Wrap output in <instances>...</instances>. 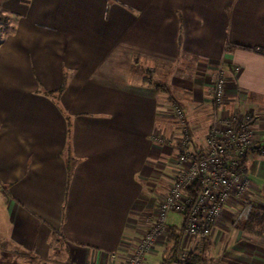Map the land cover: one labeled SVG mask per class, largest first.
Here are the masks:
<instances>
[{
  "label": "crops",
  "instance_id": "0c3cea01",
  "mask_svg": "<svg viewBox=\"0 0 264 264\" xmlns=\"http://www.w3.org/2000/svg\"><path fill=\"white\" fill-rule=\"evenodd\" d=\"M0 11V264H126L179 169L170 101L201 152L218 64L224 108L264 143V0H0ZM150 72L165 92L143 82ZM64 81L58 106L46 94ZM245 163L247 201L264 207V155ZM239 209L223 207L207 247L225 246L210 257L264 264V242L233 227ZM180 216L141 264H175L167 233ZM180 239L183 253L203 250Z\"/></svg>",
  "mask_w": 264,
  "mask_h": 264
},
{
  "label": "built area",
  "instance_id": "2783aa9c",
  "mask_svg": "<svg viewBox=\"0 0 264 264\" xmlns=\"http://www.w3.org/2000/svg\"><path fill=\"white\" fill-rule=\"evenodd\" d=\"M234 71L237 72L238 68ZM224 87L225 74L220 68L211 90V102L215 108L213 121L201 152L189 150L188 133L185 126L179 125L183 129L177 156L179 169L158 206L154 223L127 257L126 264L142 263L146 252L165 232L168 215L172 212L183 216L184 234L188 239L209 237L229 200H235L240 205L234 222L248 217L252 205L246 198L248 180L245 159L249 153L264 155V143L256 135L247 114H221ZM176 112L178 115L179 109ZM179 118L183 124V117ZM189 189L194 190L193 194Z\"/></svg>",
  "mask_w": 264,
  "mask_h": 264
},
{
  "label": "trees",
  "instance_id": "16d2710c",
  "mask_svg": "<svg viewBox=\"0 0 264 264\" xmlns=\"http://www.w3.org/2000/svg\"><path fill=\"white\" fill-rule=\"evenodd\" d=\"M1 11H0V21H1ZM249 49V48H248ZM259 54H263V51L261 49H252ZM149 74V73H148ZM143 82H145L147 85H152L156 89L161 90L162 92H165V87L163 85L154 83L149 76L143 78ZM65 81L63 82V85L55 92L47 93L46 95L49 96V94L52 96L53 94H56L59 96L61 92L64 89ZM170 102L174 103V100H171ZM191 194H193L194 190H190ZM183 217V216H182ZM233 227L236 230H240L248 235H251L255 238H257L259 241L264 242V207H259L256 205H253L251 207V210L249 212V215L247 218L236 221L233 223ZM184 232V221L180 228H168V241H170L173 244V248L170 253V261L172 262H183V264H206V260H204V248L205 246L201 244L203 250L193 252H182L181 251V235ZM207 244V243H206ZM209 264V263H208Z\"/></svg>",
  "mask_w": 264,
  "mask_h": 264
},
{
  "label": "rangeland",
  "instance_id": "374dc122",
  "mask_svg": "<svg viewBox=\"0 0 264 264\" xmlns=\"http://www.w3.org/2000/svg\"><path fill=\"white\" fill-rule=\"evenodd\" d=\"M0 36L1 37H3L2 36V34H0ZM225 49H227V48H225ZM220 68H222L223 69V71H224V74H225V70H224V66L222 65V64H218L216 67H215V74H216V72H217V70L218 69H220ZM215 74H214V78H215ZM146 75V74H145ZM149 76V78L154 82V83H157V84H159L157 81H155L156 80V76H155V74L153 73L152 75H151V72L149 73V74H147L146 75V77H148ZM225 82H226V76H225ZM213 83H214V80H213ZM213 83H212V86H211V90H212V87H213ZM225 91H226V83H225V87H224V97H223V101H222V104H221V108H220V111H222L221 112V114H224L225 116L226 115H228L229 114V112H227L226 111V109L224 108V104H225ZM209 95H210V98H211V91H210V93H209ZM52 98H53V101H54V103L56 104V105H58L59 106V100H57V98H58V96L56 95V94H53L52 95ZM211 106H212V109H213V112L215 111V108L213 107V105H212V102H211ZM93 107H95V106H93ZM92 107V108H93ZM171 107H172V110H170L169 112L173 115L172 116V118H173V120H175V122H177V124H179V125H183V126H185V123H186V118H185V116H184V113H183V111L181 110V108L178 106V105H176V104H174L173 103V105H171ZM177 108V109H176ZM94 109V108H93ZM179 109V114L177 115V110ZM219 111V112H220ZM75 111H72L71 113H73V116L74 115H78L77 113H74ZM90 116H93V115H95V112H93V111H90ZM179 116H182L183 117V119H184V122H183V124H181L180 123V118H179ZM179 118V119H178ZM212 121H213V115H212V118H211V122H210V125H209V128H208V131H209V129H210V127H211V124H212ZM207 131V132H208ZM184 136V135H183ZM161 141V140H160ZM176 219V220H175ZM181 216H180V214H177V213H170L169 215H168V218H167V225L168 224H180L181 223ZM157 240V239H156ZM200 240V243L202 244V245H204L205 246V248H204V260H206V264H212V263H214V264H218V261H217V263H216V261L213 259V258H211L210 257V255H211V253L212 252H214V253H216L217 254V252H219V251H223V249H224V246H225V244H224V246H223V244H222V246H220L219 245V249H215V248H212V247H207V241L209 240V237H207V238H200L199 239Z\"/></svg>",
  "mask_w": 264,
  "mask_h": 264
}]
</instances>
